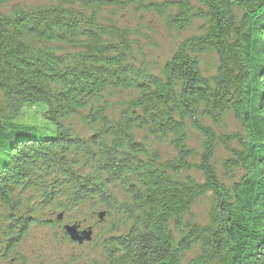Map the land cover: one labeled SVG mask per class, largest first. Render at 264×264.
<instances>
[{"label":"trees","instance_id":"trees-1","mask_svg":"<svg viewBox=\"0 0 264 264\" xmlns=\"http://www.w3.org/2000/svg\"><path fill=\"white\" fill-rule=\"evenodd\" d=\"M4 4L0 262L17 261L31 229L94 203L119 219L101 238V264H180L194 251L189 264H264V0ZM126 9L196 34L155 72L134 30L106 15ZM219 147L227 181L211 165ZM207 195V223L188 219Z\"/></svg>","mask_w":264,"mask_h":264},{"label":"rangeland","instance_id":"rangeland-1","mask_svg":"<svg viewBox=\"0 0 264 264\" xmlns=\"http://www.w3.org/2000/svg\"><path fill=\"white\" fill-rule=\"evenodd\" d=\"M4 11L8 12L15 7L25 6H40L53 4L58 0H4ZM109 14V15H108ZM109 20L114 22L121 28L134 30L137 38L135 41L142 48L146 61L151 65H155L154 71H158V67L170 58L175 51L177 44L185 37L196 34L195 28L186 33H176L167 31L161 21L153 16L135 13L131 9L123 11H114L106 14ZM203 63L210 65L213 62L212 57L203 56ZM214 63V62H213ZM211 69H207L206 73H210ZM125 95H115L108 99V105L111 109H116L119 100L126 99ZM76 132H81V136L85 137L89 134L87 128H81L76 121L72 122ZM235 129V124L232 121L228 122V131ZM196 136V134L194 135ZM189 144V148L197 152L200 150V142L198 136L195 137ZM164 159L171 158L174 152L167 145L157 146ZM227 157V151L223 147H219L214 154L211 165L215 168L219 177L226 178L228 175L222 168V160ZM193 163H197L198 159H194ZM193 177L200 179L198 172H193ZM229 178H226L227 181ZM118 201L123 197L115 189ZM121 195V196H120ZM210 196L207 195L195 201L191 207L188 219L205 225L207 223V213L210 208ZM47 217L54 221L55 216H60L50 210L44 211ZM101 212V208L96 204H84L75 208L69 215H62V220L57 225L52 227H39L31 229L25 239H23L18 247L19 258L17 261H2L0 264H101L102 250L101 238L109 235L108 227L119 222V219L111 217V219L103 218L97 221L96 215ZM77 226L79 230L89 229L92 233L91 240L84 242L81 245L69 242V239L62 238V228L64 226ZM196 251L186 253L180 264H189L193 259Z\"/></svg>","mask_w":264,"mask_h":264},{"label":"water","instance_id":"water-1","mask_svg":"<svg viewBox=\"0 0 264 264\" xmlns=\"http://www.w3.org/2000/svg\"><path fill=\"white\" fill-rule=\"evenodd\" d=\"M58 219H60V216ZM98 219H103V213L98 214ZM63 231L69 241L77 245H81L84 242H89L91 240L92 233L89 229L81 231L76 226H64Z\"/></svg>","mask_w":264,"mask_h":264}]
</instances>
